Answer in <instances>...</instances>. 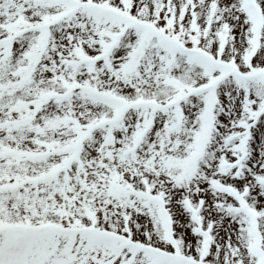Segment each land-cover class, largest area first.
Returning a JSON list of instances; mask_svg holds the SVG:
<instances>
[{
	"label": "snow or ice",
	"instance_id": "obj_1",
	"mask_svg": "<svg viewBox=\"0 0 264 264\" xmlns=\"http://www.w3.org/2000/svg\"><path fill=\"white\" fill-rule=\"evenodd\" d=\"M0 264H264V0H0Z\"/></svg>",
	"mask_w": 264,
	"mask_h": 264
}]
</instances>
